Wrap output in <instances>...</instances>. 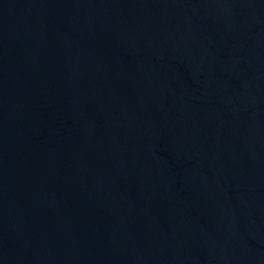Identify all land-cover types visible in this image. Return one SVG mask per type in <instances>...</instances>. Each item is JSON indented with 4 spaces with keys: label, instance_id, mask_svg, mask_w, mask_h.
<instances>
[{
    "label": "water",
    "instance_id": "obj_1",
    "mask_svg": "<svg viewBox=\"0 0 264 264\" xmlns=\"http://www.w3.org/2000/svg\"><path fill=\"white\" fill-rule=\"evenodd\" d=\"M0 264H264V0H0Z\"/></svg>",
    "mask_w": 264,
    "mask_h": 264
}]
</instances>
